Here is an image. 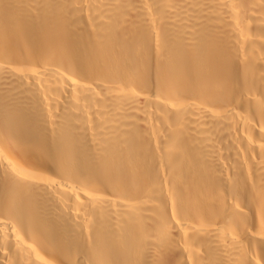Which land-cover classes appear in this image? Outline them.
<instances>
[{
  "label": "bare ground",
  "instance_id": "obj_1",
  "mask_svg": "<svg viewBox=\"0 0 264 264\" xmlns=\"http://www.w3.org/2000/svg\"><path fill=\"white\" fill-rule=\"evenodd\" d=\"M0 264H264V0H0Z\"/></svg>",
  "mask_w": 264,
  "mask_h": 264
}]
</instances>
